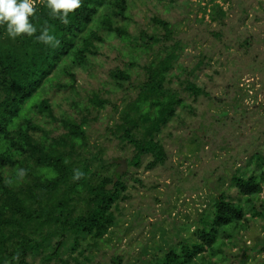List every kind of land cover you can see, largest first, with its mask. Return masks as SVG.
<instances>
[{
    "label": "rangeland",
    "instance_id": "obj_1",
    "mask_svg": "<svg viewBox=\"0 0 264 264\" xmlns=\"http://www.w3.org/2000/svg\"><path fill=\"white\" fill-rule=\"evenodd\" d=\"M213 4L225 12L223 25L210 20ZM127 6V19L112 16L113 25L127 35L105 33L96 18L90 28L103 38L94 41L97 54L84 68L70 69L74 77L62 71L61 62L17 120L21 123L26 114L54 137L63 132L62 120L78 123L86 118L90 151L100 152L103 159L124 160L118 141L105 128L113 126L124 101L135 94L144 66L164 57L160 45L180 44L170 83L185 106L159 136L168 160L150 171L144 170L146 163L138 170L126 167L128 200L115 210V226L86 253L91 262L81 263L151 264L161 250L186 239L199 215L211 208L212 197L224 192L240 201L246 215L236 228L220 230L216 244L194 264H264V183L249 203L230 185L233 173L264 171V160L256 161V155L264 158V0H127ZM153 17L172 24L173 40L146 52L139 40L143 34H162ZM246 40L252 44L248 55L240 47ZM201 56L208 64L202 69L196 65ZM118 71L130 75L132 87L126 81L118 87L111 76ZM181 80L196 81L208 96L189 97ZM95 98L106 103L96 105ZM42 99L51 107L52 118L34 108ZM36 134L38 138L42 132Z\"/></svg>",
    "mask_w": 264,
    "mask_h": 264
},
{
    "label": "trees",
    "instance_id": "obj_2",
    "mask_svg": "<svg viewBox=\"0 0 264 264\" xmlns=\"http://www.w3.org/2000/svg\"><path fill=\"white\" fill-rule=\"evenodd\" d=\"M174 1L177 0H170ZM33 3L35 15L30 20L37 29L34 35L22 34L13 39L6 25H0V264H31L32 259L39 264H82L80 259L89 263L86 253L96 249L115 226V210L128 200V173L118 169L123 159H103L100 152L90 151L84 130L86 118L78 123L62 120L63 132L54 137L26 114L19 119L21 123L17 120L27 100L61 62L65 64L62 71L74 77L70 69L84 68L89 58L97 54L94 41L101 42L103 38L90 28L96 18L105 33L121 38L127 35L113 25L112 19H127V0H81L82 6L68 14V25L53 16L47 0ZM209 17L223 25L225 12L213 4ZM152 22L162 34H143L139 40L146 52L152 51L155 44L173 40L170 22L157 17ZM44 27L59 41L58 46L37 40ZM249 41L240 45L244 55L252 50ZM178 43L160 45L164 57H158L150 67L144 66L145 76L134 89L135 94L124 101L113 126L105 128L118 141L126 156L123 161L130 169L138 170L146 163L144 170L150 171L168 160L159 136L178 115V109L185 106L184 98L170 83L181 49ZM204 60L201 56L196 63L201 69L208 65ZM111 76L119 88L124 87L121 81L133 86L127 73L118 71ZM179 84L189 97L208 96L196 81L181 80ZM93 101L102 107L106 103L98 98ZM34 108L53 117L44 99ZM41 132L37 138L36 133ZM256 157V161L264 160ZM21 170L25 173L22 176ZM76 171L83 174L79 179L74 178ZM246 171L233 173L230 185L249 203V197L258 196L263 190L264 171ZM245 215L240 201L218 193L212 197L209 211L199 215L191 234L175 247L161 250L151 264H194L196 258L216 244L220 230L236 228Z\"/></svg>",
    "mask_w": 264,
    "mask_h": 264
},
{
    "label": "clouds",
    "instance_id": "obj_3",
    "mask_svg": "<svg viewBox=\"0 0 264 264\" xmlns=\"http://www.w3.org/2000/svg\"><path fill=\"white\" fill-rule=\"evenodd\" d=\"M81 6V0H47V7L53 16L58 17L65 25L70 23L68 14ZM33 15V0H0V25H6L8 35L13 39L22 34L32 36L36 33L37 29L30 20ZM37 40L54 47L59 45V41L49 34L47 27L43 28ZM24 174V170H21L20 175ZM82 175L80 171H76L74 178L79 179Z\"/></svg>",
    "mask_w": 264,
    "mask_h": 264
},
{
    "label": "water",
    "instance_id": "obj_4",
    "mask_svg": "<svg viewBox=\"0 0 264 264\" xmlns=\"http://www.w3.org/2000/svg\"><path fill=\"white\" fill-rule=\"evenodd\" d=\"M118 169H119V172H120V173H122V172L125 171V169H126V163H125V161L122 160V161L120 162V166H119Z\"/></svg>",
    "mask_w": 264,
    "mask_h": 264
}]
</instances>
